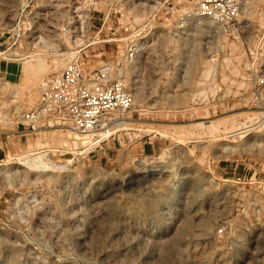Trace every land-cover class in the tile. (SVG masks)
<instances>
[{"label":"rangeland","instance_id":"1","mask_svg":"<svg viewBox=\"0 0 264 264\" xmlns=\"http://www.w3.org/2000/svg\"><path fill=\"white\" fill-rule=\"evenodd\" d=\"M159 1L148 13L130 1L138 20L115 27L118 38L140 31L138 55L123 60L124 44L94 51L123 60L132 109L112 115L126 127L88 147L56 131L66 123L15 125L63 59L0 36L22 53L0 58V264H264V89L254 86L264 0H239L229 35L193 17L195 0H182L188 23L171 35ZM20 3L0 0V31ZM3 61H15L13 76L2 77Z\"/></svg>","mask_w":264,"mask_h":264},{"label":"built area","instance_id":"2","mask_svg":"<svg viewBox=\"0 0 264 264\" xmlns=\"http://www.w3.org/2000/svg\"><path fill=\"white\" fill-rule=\"evenodd\" d=\"M130 1L21 0L17 19L2 28L0 36L13 38L12 45L22 38L29 47L27 51L44 49L49 56L61 57L63 62L56 72L42 77L35 102L21 110L17 127L34 130L40 122L49 121L54 126L66 123L76 133H87L106 128L112 113L122 114L130 108L131 96L123 82L121 62L112 65L108 59H101V53L96 56L94 52L116 48L115 27L120 25V19L130 24L138 20L133 16L137 13L126 10ZM149 1L138 2L142 8L146 6L142 13H148ZM182 2L162 0L160 3V28L171 35L187 26L189 13ZM193 7L197 17L214 22L224 33L238 31L239 0H195ZM139 34L134 29L127 34L124 52L128 59L144 49V36ZM10 47L0 48V58L14 54L19 60L22 53L8 52ZM254 86L264 87V73L255 77ZM1 140L0 137V147Z\"/></svg>","mask_w":264,"mask_h":264},{"label":"bare ground","instance_id":"3","mask_svg":"<svg viewBox=\"0 0 264 264\" xmlns=\"http://www.w3.org/2000/svg\"><path fill=\"white\" fill-rule=\"evenodd\" d=\"M240 4V2H239ZM191 11V10H190ZM241 11V9H240ZM243 11V10H242ZM192 14H193V17H196V18H199V19H202L201 17H197L195 14H194V8L192 9ZM239 15H240V12L238 13V16H237V20L239 18ZM139 18V17H137ZM120 24H124L125 21L123 19H120ZM126 39L127 38H118V42H117V45H121V44H124V47H125V44H126ZM233 51L238 55V58H240V54H239V51L236 49V47H232ZM44 50V49H43ZM38 51V49H37ZM35 53V52H34ZM33 53V54H34ZM31 56V55H30ZM29 56V57H30ZM97 56V55H96ZM28 57V58H29ZM1 58H4V57H1ZM61 58V57H59ZM21 59H25V58H21ZM125 59H128L127 57L124 56L123 60ZM123 60H120L119 62H121V65L124 63ZM108 61L112 64V65H115L116 63L113 62L112 60L108 59ZM32 62H34L36 65H37V69L33 72L34 76L37 75L39 72L43 71V64H42V58L40 55H34L32 57ZM63 62V61H62ZM45 64V63H44ZM17 64H15V61H3L1 63V71L3 73L2 77H11L14 75V70L12 69L13 66H15ZM26 66V65H25ZM46 66V65H45ZM28 67V66H27ZM47 67V66H46ZM35 68V67H34ZM26 69V68H25ZM54 69V68H53ZM25 73V72H24ZM41 74V73H40ZM31 75V74H30ZM43 75V74H42ZM40 76V75H39ZM46 76V75H45ZM41 77V76H40ZM31 78V76H30ZM15 87V86H14ZM127 88V87H126ZM16 89V88H15ZM14 89V90H15ZM260 89H264V87L260 88ZM128 90V89H127ZM32 92V91H31ZM129 92V91H128ZM17 94V93H16ZM31 94H34V93H31ZM130 94V93H129ZM28 96V95H27ZM34 96V95H33ZM37 96V95H36ZM131 96V95H130ZM30 97V95H29ZM30 99V98H29ZM28 99V100H29ZM135 98H133V107L135 106L137 100H134ZM22 100V99H21ZM27 101V100H26ZM131 106H132V98H131ZM130 106V108H131ZM137 106V105H136ZM129 108V109H130ZM132 109V108H131ZM141 110V109H140ZM115 113V112H114ZM117 114V113H115ZM120 114V113H119ZM118 114V115H119ZM113 115V113H112ZM111 115V122L110 124L104 128V129H100V130H96V131H91V132H87V133H76V132H73L72 130H70L67 126L66 129H58L56 131H59L61 132L62 134H65V135H74L77 137V143L79 145H82L83 147H88L90 145H93L95 143H97L99 141V139H103L104 137H107L109 136L112 132L116 131V130H119V129H122L123 127H126V123L125 121L128 120V118L126 117H123V118H118L117 116V119H115L113 116ZM121 115V114H120ZM125 115V114H124ZM128 115V113H127ZM115 116V115H114ZM126 116V115H125ZM129 116V115H128ZM127 116V117H128ZM115 119L114 121L112 120L113 118ZM120 117V116H119ZM130 117V116H129ZM216 127L215 126H212V129H215ZM62 136V135H61ZM66 138V137H65ZM72 138V137H71ZM29 148V147H28Z\"/></svg>","mask_w":264,"mask_h":264}]
</instances>
